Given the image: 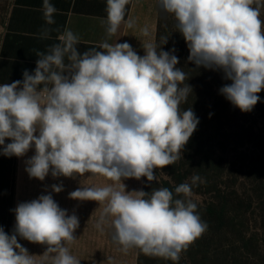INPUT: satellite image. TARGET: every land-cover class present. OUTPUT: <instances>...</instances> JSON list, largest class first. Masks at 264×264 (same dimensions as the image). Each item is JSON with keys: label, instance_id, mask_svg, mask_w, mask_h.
I'll return each mask as SVG.
<instances>
[{"label": "clouds", "instance_id": "9594fccd", "mask_svg": "<svg viewBox=\"0 0 264 264\" xmlns=\"http://www.w3.org/2000/svg\"><path fill=\"white\" fill-rule=\"evenodd\" d=\"M129 0H107L105 33L116 35ZM46 25H54L55 6L43 0ZM171 14L197 68L221 71L230 83L219 92L242 112H250L264 90V0H159ZM53 31L42 27L39 36ZM143 36L150 35L148 28ZM167 43V37L161 38ZM79 37L65 29L46 52L36 50L33 72L0 84V153L23 157L30 178L44 181L85 173L100 174L112 184L82 187L70 199L104 204L96 228L111 221L112 240L124 252L178 262L180 255L207 230L192 199L193 188L205 181L128 192L122 179L146 177L172 165L197 129L199 118L188 102V74L177 67L175 49L164 51L148 41L139 55L128 42L79 50ZM159 49V50H158ZM211 115V114H210ZM9 139L10 143H5ZM119 184V187L116 184ZM59 193L62 184H53ZM11 235L0 227V264H37L18 237L46 245L41 264H80L68 245L76 238L79 219L61 209L51 193L21 202L14 209Z\"/></svg>", "mask_w": 264, "mask_h": 264}, {"label": "rangeland", "instance_id": "374dc122", "mask_svg": "<svg viewBox=\"0 0 264 264\" xmlns=\"http://www.w3.org/2000/svg\"><path fill=\"white\" fill-rule=\"evenodd\" d=\"M12 3L13 0H0V41ZM160 11L164 13L165 28L176 31L174 17L159 7V14ZM261 19L264 21V11ZM181 39H184L183 36L178 40ZM212 72V90L200 81L192 84V110L200 122L193 133L194 139L188 141L187 146L191 145L192 153L199 158L213 155L219 164L216 180L220 185L221 210L229 218L224 236L228 254L249 258L252 262L249 264H264V90L258 94L260 100L252 111L242 112L219 92L230 81L223 78L221 71ZM7 169L9 163H5L4 155L0 153V198ZM143 180L144 177L139 180L127 178L122 179V183L126 186L125 190L131 192L142 190ZM65 181L63 190L56 193L52 191V185L30 178L27 173L22 175L17 167L11 234L15 228L14 209L17 205L51 193L61 209H66L68 215L75 214L79 219V227L74 232L76 240L68 247L80 264H136L138 249L131 248L124 252L112 240L114 229L110 220L103 225V231L96 228L104 204L69 198V193L77 188L103 187L113 181L92 173L83 176L76 174L66 177ZM116 186L119 187V184ZM211 198V194L192 197L195 201L205 202H210ZM18 242L25 248L29 246V241L25 239L18 237ZM42 260L43 256L36 260L37 264H41Z\"/></svg>", "mask_w": 264, "mask_h": 264}, {"label": "crops", "instance_id": "0c3cea01", "mask_svg": "<svg viewBox=\"0 0 264 264\" xmlns=\"http://www.w3.org/2000/svg\"><path fill=\"white\" fill-rule=\"evenodd\" d=\"M56 8L55 24L46 25L43 15V0H13L4 34L0 41V84L12 83L23 79V72L30 73L36 68L38 56L36 50L46 52L50 45L58 42V36L65 29L73 31L79 37L77 47L81 52L97 47L104 40L109 43L128 42L141 56L142 44L151 41L156 44L159 17L158 0H129L125 10V20L134 21L132 28L122 23L117 34L110 39L105 33L107 18V0H50ZM42 27L53 31L49 39H41ZM148 28L150 35L145 37L142 29ZM34 148L25 156L17 157L18 171L27 173V160L34 155ZM28 174V173H27ZM66 177L53 178L51 173L41 183L46 185L66 183ZM29 254L37 260L44 252L39 251L46 245L28 243Z\"/></svg>", "mask_w": 264, "mask_h": 264}, {"label": "trees", "instance_id": "16d2710c", "mask_svg": "<svg viewBox=\"0 0 264 264\" xmlns=\"http://www.w3.org/2000/svg\"><path fill=\"white\" fill-rule=\"evenodd\" d=\"M182 34L179 31L169 30L165 28L164 13L160 11L156 44L160 46L164 51L175 49L174 54L178 57V68H181L188 74L186 83L191 86L194 81H200L202 84L210 85V77L213 76V72L210 69L204 67L197 68L195 64L188 61L189 49L184 39H180ZM162 37H167V43L163 44ZM159 50V49H158ZM193 92H191L188 102L183 104L181 108L186 110L192 106ZM194 134L190 137L189 141L194 139ZM7 143L11 141L6 139ZM5 163H9V169L5 178L3 179L2 189L3 192L0 198V227L4 229L6 233L11 235V221L12 212L15 199V181H16V169H17V157L5 156ZM9 160V162H8ZM219 164L213 155L206 157H198L191 151V145L184 146L181 154V158L172 165L165 166L163 169L155 170L157 176L156 181L148 182L144 177L142 190L145 192H151L154 188L167 187L170 190L185 182L190 183V178L193 175H199L205 181L198 187L193 188L194 195L203 196L211 194L212 200L210 202L195 201L198 204V212L203 221L208 225L206 232L199 237L194 243H192L185 251L180 255L178 262L170 260H164L162 258L151 257L143 254L138 249L137 263L136 264H249L252 263L243 256L237 258L230 256L224 246V236L226 234L225 224L229 219L227 215L222 212L219 204L220 185L216 180Z\"/></svg>", "mask_w": 264, "mask_h": 264}]
</instances>
